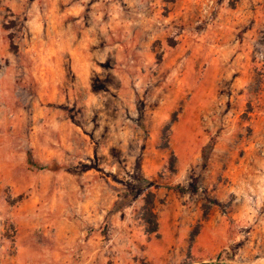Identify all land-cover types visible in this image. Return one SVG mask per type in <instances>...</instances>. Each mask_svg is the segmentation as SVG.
Instances as JSON below:
<instances>
[{
  "label": "rangeland",
  "instance_id": "1",
  "mask_svg": "<svg viewBox=\"0 0 264 264\" xmlns=\"http://www.w3.org/2000/svg\"><path fill=\"white\" fill-rule=\"evenodd\" d=\"M71 4L75 32L77 16L108 24L89 34V71L46 65L67 60L53 12ZM190 4L183 16L177 0H0V264L264 263L262 88L228 97L212 60L214 3ZM27 151L46 168L29 167ZM147 183L159 211L174 193L180 229L199 227L198 209L210 220L180 261L145 257L133 236ZM66 243L78 256L57 262Z\"/></svg>",
  "mask_w": 264,
  "mask_h": 264
},
{
  "label": "crops",
  "instance_id": "2",
  "mask_svg": "<svg viewBox=\"0 0 264 264\" xmlns=\"http://www.w3.org/2000/svg\"><path fill=\"white\" fill-rule=\"evenodd\" d=\"M192 1L197 0H177L179 15H188ZM207 1L214 3L216 9L214 34L210 36L212 60L217 71H224V75L220 74L219 80L224 79L226 86L231 87V95L228 97L230 99L239 95L246 97L247 89H251L256 83L262 88L257 96L261 100V104H264V63L258 62L255 58L256 52L264 47V0ZM54 9L55 24L59 25L53 32L54 37L65 38L64 43L58 42L57 45L60 49L65 48L64 54L67 55V60L63 62L61 55L56 54L55 64L50 61V64L46 65L53 71L64 69L63 63H66L67 66L71 65L72 70H91L96 63L91 62L92 55L89 47H91L90 43L93 44L96 39L89 37V34H106L108 26L106 20L98 15L95 17L96 21L91 25L88 20L89 17L77 16L75 22L81 21V28L75 32L73 20L74 13L78 11L76 10L77 7L71 4L64 7L63 10L56 7ZM64 22L66 23L65 28L62 27ZM115 25H117L116 22L111 19L110 29L115 30ZM73 34H80L81 39L74 46L68 42L69 38H74ZM3 42V34H0V44ZM53 80L54 78L51 79V81ZM239 92L241 94H238ZM262 114L261 119L264 121V113ZM258 117L260 118V116ZM225 135L228 134L222 133L219 138L223 140ZM168 194L169 197L165 200L167 206L165 205L166 207L159 211L161 196L155 192L153 211L157 218L156 233L145 235L142 224V234H133L139 240V244L142 245L143 255L160 262L167 261L169 255L176 258L175 261H180L186 257L190 249L197 250V248L202 247V242L205 240L204 234L208 231L210 223L208 218L200 219L202 214L198 209L196 212V222L199 223L198 231L193 240L189 242L191 228L190 226L186 230L179 228L182 215L175 212L173 209L175 205L168 206L174 197L172 196L174 193L169 192ZM74 249L76 247L73 248L67 243L56 245L54 254L56 261H74L78 256ZM87 255L88 252H85L84 256Z\"/></svg>",
  "mask_w": 264,
  "mask_h": 264
},
{
  "label": "trees",
  "instance_id": "3",
  "mask_svg": "<svg viewBox=\"0 0 264 264\" xmlns=\"http://www.w3.org/2000/svg\"><path fill=\"white\" fill-rule=\"evenodd\" d=\"M171 121H174V119L172 118ZM168 126L169 124H166L163 128L162 131V135L161 137L163 138V144L162 146H160L161 148H167L168 147V143H167V131H168ZM27 157H26V163L29 167H34L36 165V167L38 169H43L46 168V166H42L39 164H36L33 160H32V155L30 153V151H27L26 153ZM174 163H175V156L173 154H171L169 156L168 162H167V168L170 171L174 170ZM151 184L147 183L146 186H144V193H143V203L140 209V221L142 222V224L144 225V234L145 235H150L152 233H156L157 231V218H156V214L153 211L154 208V198H155V193L151 190L148 189V187H150ZM167 189H173L175 191L178 192H186V191H190V188H184L180 185H174V186H165ZM209 203H213L216 204L218 206H221L222 204H220L219 202H216L214 200H209ZM207 203H204L202 205L203 207V214L206 212V208ZM198 228H194V230H192L189 234V242H191L193 240V237L195 236V234L197 233Z\"/></svg>",
  "mask_w": 264,
  "mask_h": 264
},
{
  "label": "built area",
  "instance_id": "4",
  "mask_svg": "<svg viewBox=\"0 0 264 264\" xmlns=\"http://www.w3.org/2000/svg\"><path fill=\"white\" fill-rule=\"evenodd\" d=\"M255 58L258 62L264 63V47L256 52Z\"/></svg>",
  "mask_w": 264,
  "mask_h": 264
},
{
  "label": "water",
  "instance_id": "5",
  "mask_svg": "<svg viewBox=\"0 0 264 264\" xmlns=\"http://www.w3.org/2000/svg\"><path fill=\"white\" fill-rule=\"evenodd\" d=\"M192 264H242V263H229V262H220V261H200ZM264 264V263H261Z\"/></svg>",
  "mask_w": 264,
  "mask_h": 264
}]
</instances>
